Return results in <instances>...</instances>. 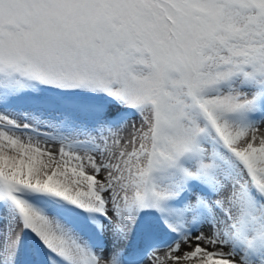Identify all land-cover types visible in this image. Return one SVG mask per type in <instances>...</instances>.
I'll return each instance as SVG.
<instances>
[{"label": "rangeland", "instance_id": "374dc122", "mask_svg": "<svg viewBox=\"0 0 264 264\" xmlns=\"http://www.w3.org/2000/svg\"><path fill=\"white\" fill-rule=\"evenodd\" d=\"M263 87L264 0H0V264L27 231L63 264H130L182 229L214 248L143 264H264ZM76 92L105 109L58 102ZM62 196L88 224L52 212Z\"/></svg>", "mask_w": 264, "mask_h": 264}, {"label": "bare ground", "instance_id": "6f19581e", "mask_svg": "<svg viewBox=\"0 0 264 264\" xmlns=\"http://www.w3.org/2000/svg\"><path fill=\"white\" fill-rule=\"evenodd\" d=\"M184 237L179 240V242H181V244H182V247H180V249H178L180 252L187 251V250H189L191 248L192 249H194V248H200V247L202 249L214 248V247H210L211 244H212V239H210V236L209 235H205L202 238H198V239H194L192 237V235L189 236V237L187 236V238H185V239H184ZM213 245L218 246L217 243L216 244H213ZM165 248H168V247H165ZM160 249L162 250V248H158L157 250H160ZM163 251H165V250H163ZM220 252H222L225 256L228 255V253H227L226 250H221ZM178 253H179L178 251L177 252H173V254H178Z\"/></svg>", "mask_w": 264, "mask_h": 264}, {"label": "trees", "instance_id": "16d2710c", "mask_svg": "<svg viewBox=\"0 0 264 264\" xmlns=\"http://www.w3.org/2000/svg\"><path fill=\"white\" fill-rule=\"evenodd\" d=\"M56 202H57V201H56ZM57 203H58V202H57ZM55 206L58 208L59 205H58V204H55Z\"/></svg>", "mask_w": 264, "mask_h": 264}]
</instances>
